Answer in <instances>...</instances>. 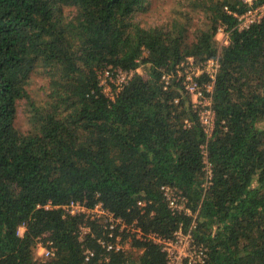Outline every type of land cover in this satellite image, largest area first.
Segmentation results:
<instances>
[{
	"label": "trees",
	"instance_id": "obj_1",
	"mask_svg": "<svg viewBox=\"0 0 264 264\" xmlns=\"http://www.w3.org/2000/svg\"><path fill=\"white\" fill-rule=\"evenodd\" d=\"M148 4L0 0V264H166L157 243L116 228L107 236L96 217L61 207L70 201L99 202L164 237L190 226L205 254L192 264H264V13L237 29L243 0H173L143 26L136 16ZM187 56L218 61L208 136L182 83ZM106 66L134 72L108 94L98 77ZM163 185L189 214L167 205ZM115 235L124 247L97 241ZM38 244L51 253L35 255Z\"/></svg>",
	"mask_w": 264,
	"mask_h": 264
},
{
	"label": "built area",
	"instance_id": "obj_2",
	"mask_svg": "<svg viewBox=\"0 0 264 264\" xmlns=\"http://www.w3.org/2000/svg\"><path fill=\"white\" fill-rule=\"evenodd\" d=\"M249 4V6L240 13H235L237 22V29L247 28L251 23L257 21L264 13V3L256 4L254 6L250 5L252 0H243ZM224 33L222 42L220 44L227 42V32H225L221 26L217 28L216 33ZM183 69V85L184 89L191 94L193 97L192 105L197 109L198 120L202 125V129L206 136L210 135L213 125V111L210 106V92L212 89V81L214 79L216 69L218 66V61L216 56L207 58L199 63H193L192 58L187 56L180 64ZM134 72L133 69H122L120 67L106 66L100 70L98 77L99 83L102 85L103 89L108 87L110 90V82L113 83L117 88H119L123 83ZM201 72L206 73L208 80L207 82L199 83L195 77ZM163 80H167L168 75L162 74ZM105 91V90H104ZM106 93V92H105ZM187 122V120H184ZM207 177L209 176V167L206 165ZM163 195L167 200V205L171 209L183 210L186 213H190V210L184 206L181 201L182 197L179 192L167 185L161 186ZM136 204L142 206L144 204L143 200H137ZM49 206V204H44V207ZM61 207L69 213L84 212L89 215V217H96L98 221L103 224L105 230H107V236H112V229L125 230L133 233L135 237L147 238L157 243L160 250L164 253L166 264H192L195 262H202L204 257V248L201 244L195 243L192 235L189 231L188 226L183 229L178 226L172 231L171 236L164 237L157 232H142L139 227H137L133 222L126 223L119 216L114 215L110 210L104 208L101 203H95L92 207H85L78 201H70L67 204L61 205ZM23 227H18V232L21 233ZM81 232L85 231L84 226L80 227ZM113 242H104V240L98 238L97 241L104 245L107 249L113 248L118 249L124 247V244H120L119 235L114 236ZM41 248L39 253L42 257L48 256L51 253V249L47 248L41 244H38L37 248ZM87 257L91 254L90 250L85 249Z\"/></svg>",
	"mask_w": 264,
	"mask_h": 264
},
{
	"label": "rangeland",
	"instance_id": "obj_3",
	"mask_svg": "<svg viewBox=\"0 0 264 264\" xmlns=\"http://www.w3.org/2000/svg\"><path fill=\"white\" fill-rule=\"evenodd\" d=\"M173 0H149V4L147 9L141 12L139 15L136 16L139 23L143 26H149L156 22L163 20L169 13V7L172 4ZM224 33H215V40L218 44L222 42ZM137 70L142 71V64H140ZM41 82V78L38 74L33 75L30 81V95L34 97L36 100L42 97V91L39 90V83ZM106 93L110 94L111 91L106 88L104 89ZM24 101L21 100L17 106V117L16 122L18 124V128L25 130L28 126V121L26 119V111L23 106ZM41 248H36L34 250L35 255H40Z\"/></svg>",
	"mask_w": 264,
	"mask_h": 264
}]
</instances>
